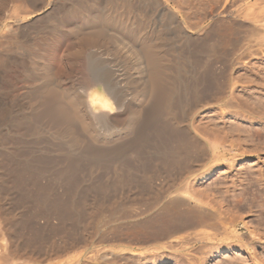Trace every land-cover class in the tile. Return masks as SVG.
Masks as SVG:
<instances>
[{"label":"bare ground","instance_id":"obj_1","mask_svg":"<svg viewBox=\"0 0 264 264\" xmlns=\"http://www.w3.org/2000/svg\"><path fill=\"white\" fill-rule=\"evenodd\" d=\"M239 41L238 64L264 48V0H0V188H38L33 197L50 218H107L113 188L139 180L153 187L161 170L218 158L227 50ZM210 103L216 114L191 120ZM201 193L185 182L148 213L123 252L88 259L139 264L143 242L173 244L184 233L198 242L219 235L220 225L227 238L239 237L238 222L206 207ZM95 197L108 207L100 200L96 208Z\"/></svg>","mask_w":264,"mask_h":264},{"label":"rangeland","instance_id":"obj_2","mask_svg":"<svg viewBox=\"0 0 264 264\" xmlns=\"http://www.w3.org/2000/svg\"><path fill=\"white\" fill-rule=\"evenodd\" d=\"M242 47L240 42L227 50L228 68L222 95L226 134L218 158L210 154L205 160L192 162L189 169L181 168L185 171L178 168L180 173L174 167L172 171L161 170L159 176L155 175L153 187H144L139 180L128 185L131 187L113 188L105 198H109L110 203L97 195L93 201L95 207L100 206L97 201L104 200L103 203L108 202L115 215H107V218L100 215V218L99 213L98 216L93 213L92 216H82L85 219L79 218V222L75 216L63 220L47 216L40 200H36L38 188L27 182L23 186L28 191L21 188L24 194L3 186L0 188V264H73L80 249L85 250L80 264H106L103 260L92 262L88 258L108 250L123 252L130 246L129 237H137L144 229V218L148 213L164 205L168 196L187 181L202 192L200 196L206 201V207L224 220L238 222L239 237L233 234L227 238L220 225L219 235L205 236L198 242L192 235L184 233L181 237L187 238L173 244L143 242L140 249L139 245L131 243L143 252L139 264H264V134H249L251 129L264 128V120L259 117L264 113V48H258L251 62L246 60L238 64ZM250 74L256 78L248 80ZM244 108L259 115L246 118ZM215 111V105L210 103L197 111L191 120L201 123V117H211ZM236 112L239 115H235ZM238 124H242L246 131L239 130ZM10 163L7 160V164ZM45 188L49 194L55 191L51 193L53 196L60 195V189H52L51 185ZM148 189H151L150 193ZM116 206L118 210H115ZM249 233L253 241L244 236ZM138 261L134 259L133 263Z\"/></svg>","mask_w":264,"mask_h":264}]
</instances>
